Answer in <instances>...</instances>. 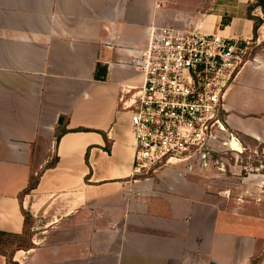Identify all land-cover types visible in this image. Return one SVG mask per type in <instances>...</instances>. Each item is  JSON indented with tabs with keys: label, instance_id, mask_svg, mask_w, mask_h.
Returning <instances> with one entry per match:
<instances>
[{
	"label": "crops",
	"instance_id": "obj_1",
	"mask_svg": "<svg viewBox=\"0 0 264 264\" xmlns=\"http://www.w3.org/2000/svg\"><path fill=\"white\" fill-rule=\"evenodd\" d=\"M238 2L230 15L208 0H0V232L32 243L14 264H264V165L240 158H264V22L255 38V2ZM198 23L252 43L226 100L243 151L134 176L133 58L152 25Z\"/></svg>",
	"mask_w": 264,
	"mask_h": 264
},
{
	"label": "built area",
	"instance_id": "obj_2",
	"mask_svg": "<svg viewBox=\"0 0 264 264\" xmlns=\"http://www.w3.org/2000/svg\"><path fill=\"white\" fill-rule=\"evenodd\" d=\"M251 45L208 33L200 23L150 27L146 48L133 58L142 83L121 99L134 136V176L182 164L220 166L215 155L235 139L240 143L232 133L225 137L226 100L250 62Z\"/></svg>",
	"mask_w": 264,
	"mask_h": 264
},
{
	"label": "rangeland",
	"instance_id": "obj_3",
	"mask_svg": "<svg viewBox=\"0 0 264 264\" xmlns=\"http://www.w3.org/2000/svg\"><path fill=\"white\" fill-rule=\"evenodd\" d=\"M254 2H256V1L254 0ZM212 7H214V11H216V12H218L220 9H222L223 12L229 11V12H227V14H230V15H233L235 13L236 14H240V12H241V11H239V10H241V8H239L241 6L239 5L238 0H208V5L206 7L207 8L206 11L213 12V10H211ZM164 8L165 9L172 8L174 11H176L175 10L176 9L175 7H168V6H166ZM249 70H250V68H247L243 72V75L241 76V79L244 78V77H248ZM227 130H228L229 134H226L225 135L226 139H228L230 137V133H232L236 138H238L240 140V142L241 141L243 142V138H241L238 134H236L235 132H233L229 128L228 124H227ZM248 143H249V141H245L244 142V144H246V145H244L245 148H248L249 147V149H252V147H255L251 143H249V144ZM223 151L225 152V156L230 157V158H232L234 156V154L237 153V151L231 150L228 146L223 147ZM249 154H250V151L248 150L247 152L243 153L242 156L240 155V158H241L242 162H244V163H247L248 162V164H250L252 162L257 163V161H259L260 164L264 165V158L263 157H257V158L253 157V158H251V157H249ZM216 167L217 166H215L213 168H216ZM251 167H252V165L248 168V172L249 173H252L253 171H256V168L255 167L254 168L253 167L251 168ZM174 168H178L179 170H181L183 172H186V174H188V175L192 174L191 172H188V170L189 171H194V169L193 170L187 169V166L184 165V164L179 165V166H176ZM161 172L162 171H160V173ZM183 172H181V173H183ZM194 173H197V172H194ZM13 243H11V241H9V243H8L9 245H7L6 242H2L0 240V250H4V251H6L9 254L10 253H13L14 251L13 252L11 251V248L14 247L13 246Z\"/></svg>",
	"mask_w": 264,
	"mask_h": 264
},
{
	"label": "trees",
	"instance_id": "obj_4",
	"mask_svg": "<svg viewBox=\"0 0 264 264\" xmlns=\"http://www.w3.org/2000/svg\"><path fill=\"white\" fill-rule=\"evenodd\" d=\"M255 1H256L255 3H252V4L249 5V8H248V18L255 21V25H254V37L256 38L257 37V32H258L259 28L262 26V24H263L264 21L261 18H256V17L252 16V12H253V10L256 7H262L263 13H264V0H255ZM228 24H229V20L228 19H223L222 25L223 26H227ZM105 79H106V76L103 78V80H105ZM63 124H64V119H61L60 126H63ZM81 131H87V130H84L83 129ZM65 132H67L66 129H63L62 132H61V134H57V137H56L57 138V142H59L62 134L65 133ZM102 134H104V133H102ZM105 137H106V135H105ZM57 160L58 159H56L54 161L53 167L56 165ZM40 177H41V175L39 174L36 178L31 179V183H30L29 187L27 188V190L25 191V193H30L32 190H34L37 187V184H38V182L40 180ZM24 215H25L26 220H28L31 217L26 212H24ZM0 240L2 242H6L7 245H9L8 244L9 241H11V243L14 242L13 243V246L14 247L11 248V251L12 252L13 251L15 252L17 250H22L24 248H26V249L31 248V245H32L31 239H30L28 245L25 244L26 240H25V236L24 235H12V234H7V233L0 232ZM13 253H10L9 254V253H7L4 250H0V254L4 255L7 258V263L8 264H14L13 263V260H12Z\"/></svg>",
	"mask_w": 264,
	"mask_h": 264
},
{
	"label": "bare ground",
	"instance_id": "obj_5",
	"mask_svg": "<svg viewBox=\"0 0 264 264\" xmlns=\"http://www.w3.org/2000/svg\"><path fill=\"white\" fill-rule=\"evenodd\" d=\"M228 146L234 151H243L242 149H240V143L236 139L232 141V144H228Z\"/></svg>",
	"mask_w": 264,
	"mask_h": 264
}]
</instances>
